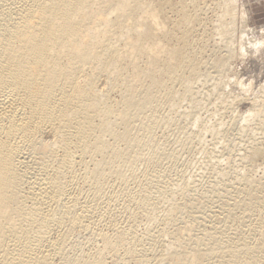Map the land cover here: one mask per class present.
Masks as SVG:
<instances>
[{"label": "bare ground", "instance_id": "obj_1", "mask_svg": "<svg viewBox=\"0 0 264 264\" xmlns=\"http://www.w3.org/2000/svg\"><path fill=\"white\" fill-rule=\"evenodd\" d=\"M248 20L0 0V264H264V85L232 75L263 46Z\"/></svg>", "mask_w": 264, "mask_h": 264}, {"label": "rangeland", "instance_id": "obj_2", "mask_svg": "<svg viewBox=\"0 0 264 264\" xmlns=\"http://www.w3.org/2000/svg\"><path fill=\"white\" fill-rule=\"evenodd\" d=\"M241 9L246 13L248 20V26L254 32L252 33L255 38L263 41L264 39V0H239ZM261 41V42H262ZM263 43V44H262ZM261 43V46H264V41ZM259 47L256 50H251L250 53L244 59H237L233 62L232 75H238L240 81H242L245 86L249 87L250 85V94L253 98H260L261 87L264 85V47ZM258 50V52H257ZM254 52L256 54H254ZM239 60V61H238ZM243 61V62H242ZM233 80V78H232ZM232 91L234 95L243 96L241 90L232 86ZM250 101H244L240 105V111L245 112L250 108ZM228 115L231 116V113L228 112ZM175 137L170 136V140ZM174 143V140H173ZM197 147V145L195 144Z\"/></svg>", "mask_w": 264, "mask_h": 264}]
</instances>
